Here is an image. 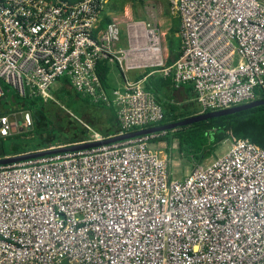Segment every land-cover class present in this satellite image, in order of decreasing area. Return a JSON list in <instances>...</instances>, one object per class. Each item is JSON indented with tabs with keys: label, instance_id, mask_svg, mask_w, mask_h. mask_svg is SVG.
Wrapping results in <instances>:
<instances>
[{
	"label": "built area",
	"instance_id": "built-area-1",
	"mask_svg": "<svg viewBox=\"0 0 264 264\" xmlns=\"http://www.w3.org/2000/svg\"><path fill=\"white\" fill-rule=\"evenodd\" d=\"M111 0H0V99L53 100L60 79L92 103L114 108L120 134L157 126L162 108L128 80L137 67L189 85L199 114L264 96V0H166L179 19V52L166 66L157 29L129 22L100 28ZM148 2L150 0H137ZM115 65L123 86L108 94L96 72ZM29 115V114H28ZM89 140L104 138L88 126ZM16 123L0 116V138ZM152 134L0 166V264H264V145L230 148L182 179Z\"/></svg>",
	"mask_w": 264,
	"mask_h": 264
},
{
	"label": "trees",
	"instance_id": "trees-1",
	"mask_svg": "<svg viewBox=\"0 0 264 264\" xmlns=\"http://www.w3.org/2000/svg\"><path fill=\"white\" fill-rule=\"evenodd\" d=\"M109 22L108 18H103L100 28H104ZM108 63L106 60L101 61L98 63L96 69L100 82L107 92L108 76L110 73ZM165 65L169 66L171 63L167 61ZM158 70L160 69L146 68L135 80L144 79L145 91L152 94L156 103L162 108L163 119L158 125L177 122L199 114L198 110L194 114H187L181 111V105L185 104L184 106H186L187 102L178 103V98L172 94V92L188 86V99L186 101L191 100L193 101L192 103H195L192 87L182 85L179 88H175L171 78L160 74L157 72ZM57 84L59 88L52 95L61 106L68 108L72 104L76 105L74 107L80 112V117H82L84 107L75 100V98H78L80 103H84L94 110L100 111V114L105 115L106 122L103 123L100 130L96 131L102 138H109L120 134L121 130L114 108H106L104 105L92 103L89 99L83 98L72 91L70 93L65 89L66 86H69L68 80L65 78L60 79ZM10 92L11 89L4 87V96L0 99V116L14 111H26L30 114L32 120V132L31 138H26L27 136L25 137L22 133H19L17 136L0 138V159L47 150L53 147L79 144L89 140V132L79 122L74 121L69 123L67 132L64 131L66 121H59L56 118V114L51 109L53 106L52 100L44 101L40 97L22 98L15 92L11 93L9 100ZM262 99H264V96L258 100ZM187 104L191 107V103ZM157 134L159 135L158 138L154 139L152 143L164 142L170 146L175 142L180 155L188 161L193 159L199 165L204 159L212 155L218 145L231 137L235 139H247L251 143L262 147L264 145V106L232 115L212 118L190 126ZM22 137H25V139ZM34 139L37 141L31 148L26 147V144L21 145L14 142V140L33 141Z\"/></svg>",
	"mask_w": 264,
	"mask_h": 264
},
{
	"label": "rangeland",
	"instance_id": "rangeland-1",
	"mask_svg": "<svg viewBox=\"0 0 264 264\" xmlns=\"http://www.w3.org/2000/svg\"><path fill=\"white\" fill-rule=\"evenodd\" d=\"M103 11V18H108L110 22H114L118 25L119 28V41L116 45V49H123L125 51L129 50L128 41L126 36V27L129 22H144L146 24H150L151 26L155 27L159 33L160 38V47L162 49L163 59L165 62V49L166 46L169 44L171 47L178 48V39L173 36V33L176 31L171 27V24L178 22L177 17L173 16L169 12V4L166 0H150L148 2H139L137 0H111L104 6ZM109 22V23H110ZM176 42V43H175ZM151 68L148 66H140L131 71H128L127 78L130 81H135L136 77L143 73L144 69ZM153 69V68H152ZM119 73V74H118ZM118 75H121L119 69H116L115 65L111 67V73L109 74V80L113 78L112 85L110 84L109 93L114 91V87L117 88L120 85L118 80ZM59 88V85L56 83L51 86V95L52 93ZM65 89L71 93V89L66 86ZM117 90V89H116ZM14 92L11 90L9 94V100L11 93ZM73 92V91H72ZM52 110L54 114H56V118L59 121H66L65 124V132H67V128L69 127V123L71 122H79L80 124L88 126L90 129L94 131L100 130L102 128V114H100L98 110H94L92 107L85 105L84 103H80L78 98H75L79 104L84 107L82 117H80V112L74 107L76 105L72 104L70 107L66 108L61 106L52 95ZM178 103L181 100H177ZM193 101L188 100L187 103H191V107L186 103L181 105V111L187 114H194L197 112L198 108ZM188 105V106H187ZM184 106V107H183ZM82 113V112H81ZM26 111H14L9 113V120L10 122L16 123L18 129H15L9 136H17L19 133L25 135L26 138H31L32 132V120L30 114ZM96 117V119H94ZM85 128V127H84ZM25 137H22L25 139ZM37 140H14L17 144H26L28 148L34 146ZM149 149L153 151H157L160 156H166L168 160V168L170 176L174 179H182L189 173L193 171L196 167V162L192 160H187L182 155H180L177 151V145L173 142L170 146H168L164 142H156V143H149ZM61 147V146H60ZM55 148V147H54ZM230 148V139L225 140L220 145H218L215 151L204 159L199 165H205L210 163L216 157L222 156L225 154ZM65 264V263H63Z\"/></svg>",
	"mask_w": 264,
	"mask_h": 264
},
{
	"label": "water",
	"instance_id": "water-1",
	"mask_svg": "<svg viewBox=\"0 0 264 264\" xmlns=\"http://www.w3.org/2000/svg\"><path fill=\"white\" fill-rule=\"evenodd\" d=\"M264 106V99L262 100H256L247 104L239 105V106H234L228 109L224 110H219L215 112H208L204 114H197L191 117L184 118L182 120H179L177 122H172L168 124H162V125H157L153 126L150 128L142 129V130H137L125 134H119L117 136H112L109 138H104L101 141H95V142H83L79 144H74V145H69V146H61L57 148H50L47 150H42V151H37V152H32V153H25L21 155H16V156H9V157H4L0 159V166H6V165H11L31 159H36V158H41L44 156H50V155H56V154H63L67 152H75V151H82L86 149H91L95 147H100L103 145H109L117 142H123L126 140H130L133 138L137 137H142V136H147V135H152L156 133H165L167 131H171L180 127H186L190 126L194 123L202 122V121H207L212 118H217V117H222V116H227V115H232L235 113H239L242 111H246L252 108Z\"/></svg>",
	"mask_w": 264,
	"mask_h": 264
},
{
	"label": "crops",
	"instance_id": "crops-1",
	"mask_svg": "<svg viewBox=\"0 0 264 264\" xmlns=\"http://www.w3.org/2000/svg\"><path fill=\"white\" fill-rule=\"evenodd\" d=\"M178 19V18H177ZM178 22L174 23V24H171V27L176 30L174 33H173V36L175 38L178 39V48H179V38H178V31H179V19L177 20ZM176 43V42H175ZM178 52H179V49L177 50V47H171L169 46V44L166 46V49H165V62H170L171 64H173V62L176 60L177 56H178ZM108 65L110 66V73H111V67L113 66V64L111 63H108ZM117 69V67H116ZM109 73V74H110ZM119 74V73H118ZM127 76V74H126ZM128 77V76H127ZM118 80L120 82V85L114 89L118 90V89H121L122 86H123V80H122V77L121 75H118ZM115 81L113 78H111L109 80V76H108V92H109V89H110V84L109 82L111 83V85L113 84L112 82ZM187 89H188V86H185V88L183 89H180V90H176L174 92H172V94L177 97L179 100H181V102H187L186 100L188 99V95H187ZM102 117H103V120H102V123L106 122V117L104 114H102Z\"/></svg>",
	"mask_w": 264,
	"mask_h": 264
},
{
	"label": "bare ground",
	"instance_id": "bare-ground-1",
	"mask_svg": "<svg viewBox=\"0 0 264 264\" xmlns=\"http://www.w3.org/2000/svg\"><path fill=\"white\" fill-rule=\"evenodd\" d=\"M130 53L133 55H136L135 58L138 60L137 62H133L130 64V67H140V66H145L148 64V61L144 60V54L146 52L145 49L141 46L140 43H136L135 41L133 42V45L131 46Z\"/></svg>",
	"mask_w": 264,
	"mask_h": 264
}]
</instances>
